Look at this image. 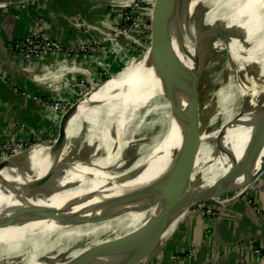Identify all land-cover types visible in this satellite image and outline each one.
Listing matches in <instances>:
<instances>
[{"label": "bare ground", "instance_id": "obj_1", "mask_svg": "<svg viewBox=\"0 0 264 264\" xmlns=\"http://www.w3.org/2000/svg\"><path fill=\"white\" fill-rule=\"evenodd\" d=\"M205 5L209 12L217 15L222 37L231 46L229 48L224 41L228 63L233 67L235 82L240 90L237 102L245 98L250 101V111H246V108L237 113L231 123V140L240 139L245 146L244 150L235 155L205 153L201 144L202 137L192 134L195 122L191 119L182 134L171 129L181 87L172 83L170 76L158 69L159 62L163 60V66L169 69V65L173 70H177V64L182 68L181 60L192 66V62L184 60L178 50L177 18L168 39L155 54L152 53L141 64L136 58L126 70L111 76L108 82L98 86L85 98L73 116L72 123L74 130L90 124L87 127V148L68 150L62 144L58 146L69 152L81 153L88 158V165L92 162L93 168L86 169L73 157H59L63 167L81 184L82 189L94 192L101 198L130 199L139 184L145 181L150 170L149 160L157 150L161 155L155 160L160 162L156 168L158 176L155 184L171 185L127 208L130 213L138 212L148 216L141 225L124 220L123 226L129 227H123L109 238L106 233L107 236L99 243L88 246L84 237L81 236L79 241L82 226L88 224L87 218H94L99 211L91 210L75 200V192L68 191L57 180L46 154L36 157L37 163L14 179H9L0 188V246L3 247L2 256L8 259V264H70L71 259H75L77 264H140L152 257L173 233L191 202L181 201L161 218L151 233L141 237L144 225L168 200L184 187L196 186L202 179H211L208 182L210 184L228 171L241 170L254 164L258 166L264 159V5L259 8L257 0H202L195 29ZM223 9L226 15L222 13ZM210 25L203 26L198 32L189 52L190 57L198 60V51ZM195 29L193 36L197 32ZM165 37L166 33L160 39ZM158 53L162 56H158L156 62L155 55ZM183 81L185 83L181 75L180 82L183 84ZM155 96H165L166 107L175 105L167 136L164 140L159 137L148 146L145 143L138 145L133 150L135 153L127 157L123 146L127 141H123L120 127L129 123L130 113H137L143 108L148 97L154 100L157 98ZM79 120L85 125L78 124ZM99 122L104 130L92 129ZM99 136L110 138L111 141L97 142ZM188 141L194 144L189 150L186 145ZM214 151L218 150L214 147ZM192 152L196 158L188 164L187 157ZM205 171L207 174L203 175ZM88 252L94 254L91 259L77 262L80 255ZM142 255L145 258L143 260ZM101 256L102 261L99 260Z\"/></svg>", "mask_w": 264, "mask_h": 264}, {"label": "rangeland", "instance_id": "obj_2", "mask_svg": "<svg viewBox=\"0 0 264 264\" xmlns=\"http://www.w3.org/2000/svg\"><path fill=\"white\" fill-rule=\"evenodd\" d=\"M125 1H122L124 2V6H122L121 8V12L123 13V20H122L123 23L121 24V26L112 25V23H110L108 24L110 27L106 26L105 28L106 30H93L92 26L89 25L87 21V30H79L82 32H87V43L84 40L82 42V45L79 47V49L71 52L70 56L77 57L79 55L86 54L87 68H85V70H87V76H89L88 68H91V66L97 67L96 68L97 70L95 69V71L98 72L97 73L98 75H96V77L98 78L96 81L98 82L94 80L92 81L91 76H89V79L87 80H89L88 82L90 84H87V82L85 81L82 82L81 84L80 83L77 84L76 88H78L77 91L80 92L79 95H81V97L78 100L74 101L73 103L69 102L70 104L68 105L65 104V102H61L64 101V98L63 96H61V91H59L60 87L58 89L59 92L58 95L60 96H58L57 100H54L53 98L50 102H47L43 99V102L45 104H48L49 107L51 106L50 108L51 110H55V107H57L58 108L56 109L57 112H63V113H59L60 120L64 118L66 113L70 111V109L73 107L74 104H78L76 110L77 112L80 106L82 105L83 101L89 94L94 92L98 88V86L108 82V79H110L111 76L114 77L123 70H126L127 66L131 62H133L136 58L139 60V64H141L143 61L146 60L148 56H150L156 50L161 48L164 42L168 39V35L171 32V28L174 25L176 19L178 18L179 15L178 11L181 8L183 0H180L179 6L175 9L176 14H173V16L167 19L169 23L168 26L170 28L166 32V37L158 40H151L152 24L150 23L153 18L152 8H155V4L157 0H128L126 2ZM122 4L123 3H121V5ZM263 5H264L263 0H257V6L259 8L263 7ZM203 11L197 22V27L195 29L197 30L196 35L193 36V40H195L196 36L199 34L198 32H200L206 25L211 24L208 29L209 31L205 33L206 39L204 40L203 37L200 49L198 51L199 75H198L197 102H196V112L198 114L197 116L198 119L196 123H198V131H200L198 135L202 137L201 144L203 145V151L205 153L208 152L209 154L210 152H213L214 154L227 153L229 155H235L243 151L245 146L242 143V141L238 138H236L234 141L231 140L232 118H235L236 115H238L237 113L246 110V108L248 109L246 111H250L249 110L251 107L249 104L250 101L249 98H245L242 101L240 100L239 102H237L239 100L238 96L240 90H238V87L235 82L236 76L233 75L232 72L233 67L228 63V58H227L228 54L226 55L225 53L227 48L225 47L224 41L226 44L227 41L222 37L221 26L220 24H218L217 15L209 12L206 8V5L204 6ZM225 11L226 10L223 9L222 13H224ZM197 17H196V21H197ZM205 19H207L208 21H206ZM78 21L80 20L78 19ZM199 23L201 24V26L199 25ZM89 32H93L97 34L98 37L92 39L91 36H88ZM96 32H98L99 34ZM50 39L58 43L56 40L52 39L51 37ZM227 45L229 48L231 47L229 44ZM10 51L17 53L21 56V54L19 53L20 51H13V50ZM63 52L64 51H61L60 55ZM108 53L110 54L113 53L115 55L113 56V58L111 55L110 58L111 61L115 58L116 60L118 59L116 62H114V64L109 61L107 64V59H106L107 57L105 58V56ZM91 56H93L92 57L93 60L95 59L94 64L92 63V61L89 60V57ZM24 57H26V59ZM24 57L22 58L25 60H30V59L35 60L37 58L36 56H25V55ZM48 57L53 58V56H47L43 58H48ZM101 60L104 61L102 62ZM240 77L239 79H241ZM19 94H21L22 96H26L25 92H19ZM149 99L150 98L148 97L147 102L145 103L143 108L137 111V113L133 111L128 115L129 117L128 120L129 119L130 120L129 123H126L127 125L124 124L125 125L124 127L123 125L122 127H120V130L122 129L120 134H123L122 139L123 141H127L123 143L124 144L123 146L125 147L124 153L125 155H127V157L131 156L132 153H135L133 152V150L134 148L136 149L138 145L145 143V146H148L154 143V141L159 137L162 138V140H164L165 137L167 136L168 133L167 128L169 126L173 114V110L170 108L171 106L169 107L165 106L164 103L167 101V98L165 96H158L154 100L152 99L153 101ZM66 106L67 108L61 111V109H63ZM75 113L73 114V116L75 115ZM73 116L69 119L63 134H58L59 128H56L54 124L52 127L48 126L47 124L45 125V128L43 130L42 129L40 131L32 130L31 133L28 132V130H26L27 132L23 131V133L22 130L16 132L10 129L9 133H7L8 130L4 131V133H6L5 135L7 136H0V160H4V158L1 157L5 156L3 155L5 152H7L6 156L9 157L10 155L14 154L13 151L19 149V147L23 148L37 143H41L42 145L55 144L57 147L62 144L65 147V149L68 150H77V149L82 150L83 148H87V136H88L87 127L90 126V124H87V127H82L79 130L76 129L74 130L73 129L74 123H72ZM110 116L112 117L113 115ZM78 124L85 125V123L83 124L82 121L80 120ZM98 124L96 125V127H93L92 129L103 131L104 127L102 123L99 122ZM195 125H194V130H196ZM49 127L51 128L49 129ZM45 130H47L48 132H45ZM44 133L45 134L48 133L47 136L44 135ZM102 141L110 142L111 140L110 138H106V137L102 138L101 136H99L97 142H102ZM214 147L218 151L215 152ZM68 150L66 155H68L69 157H73L76 160H78L79 158L88 160V158L83 157L81 153L78 154L71 151L69 152ZM42 155H35V156L40 157ZM206 174L207 172L205 171V174L203 175ZM18 175H15L11 179H14ZM249 181L250 180L245 181V179H239L235 185H231L228 188L233 189L235 187H243V185H245L246 183L248 184ZM236 193L237 191L232 190L228 194H223L220 195L219 197H216V200H219V202H221L222 205L216 203L213 200H210V198H203V197L198 201L192 203L190 202L188 208L184 210V214L182 213V211L180 212L181 215L183 214L184 218L181 219V221L176 226L173 233L158 249V251L156 252L157 254L155 253L152 257L144 260L140 264H156L153 263L155 259L157 260L158 263L160 262V259L163 258L164 255L166 254V250L164 248L168 247L169 243L172 241L176 232H179V230L186 224V221L190 217V216L188 217V214L189 215L193 214V216L201 215L203 217H206V211L211 210L208 209V207L206 206L211 205L210 203H213L218 205L220 208H222L221 206L225 204L224 196L227 195L226 198H235ZM147 217L148 216L146 215H140V213L138 212L130 213L128 212L127 208L124 209V211L121 210L111 213L99 211L97 212L94 218H87L88 224L82 226V230H81L82 232L80 234L79 241H81V236H82L87 241L88 246L89 245L93 246V244H97L101 240H103L107 236L106 233L109 235L107 238H109L113 236L115 232L124 229L123 227H129V225L123 226L122 223L124 220H127L128 223H133V224L136 223V225H141L144 222V220L147 219ZM2 248L3 247L0 246V264H8L7 263L8 259L2 256V252H1L3 251ZM174 252L176 251L174 250L172 253ZM190 252H188L185 256L189 257ZM261 256L263 258L261 259V261H264V252H262ZM173 257L175 256H172V258ZM143 258L144 255H142V260ZM152 259H153L152 263H149V261H151ZM99 260L102 261V256L100 257ZM99 260L98 263H101ZM259 262L260 260L258 261V264H260ZM70 264H77L76 260L71 259ZM262 264H264V262Z\"/></svg>", "mask_w": 264, "mask_h": 264}, {"label": "crops", "instance_id": "obj_3", "mask_svg": "<svg viewBox=\"0 0 264 264\" xmlns=\"http://www.w3.org/2000/svg\"><path fill=\"white\" fill-rule=\"evenodd\" d=\"M122 1L125 0H0V136H7L4 131L9 133L10 129L31 133L43 130L47 124L59 128V112L51 110L43 99L57 100L60 87L61 96L73 103L81 97L77 84H90L89 76L92 81L98 79L94 66L88 68L87 76L86 54L71 57L67 52L78 50L84 40L87 43V32L79 31L87 30V21L93 30H106L108 24L118 21ZM78 19L83 25L77 24ZM39 32L56 40L64 52L56 59L25 60L7 46ZM88 36L98 37L93 32ZM111 55L115 56L108 53L105 58L114 64L118 59L111 61ZM92 57L89 60L94 64ZM252 182L251 179L243 187L230 189L237 191L238 198L225 195V204L216 218L190 216L164 248L166 254L160 262L153 261L155 255L149 263L255 264L252 249L264 252V222L255 211L256 207L264 211V172ZM188 252L190 256L186 257Z\"/></svg>", "mask_w": 264, "mask_h": 264}, {"label": "water", "instance_id": "obj_4", "mask_svg": "<svg viewBox=\"0 0 264 264\" xmlns=\"http://www.w3.org/2000/svg\"><path fill=\"white\" fill-rule=\"evenodd\" d=\"M179 3L180 0L156 1L155 8H153V18L151 21V40L160 39L169 30L170 27L168 26L169 23L167 19L173 16V14H176L175 9L179 6ZM201 9L202 0H183L181 8L178 11V50L184 60H190L192 62L191 68L183 60H181L182 68L179 64H177V70H173V67L169 65V69H166V66H163V60L159 62L160 65L158 66V69H161L166 76H170V81L172 83H177L181 87V91L178 96V105L175 112L176 114L172 122L173 125L171 129L174 128V130L177 131L178 134H182L183 130H185L187 124L189 123V120L191 119L196 124V130H194V132L192 133L193 135L196 134L195 136H197L200 132L198 131V123H196L198 119V114L196 112V102L199 73L198 60H196L195 57H190L189 52L193 48V34L196 24L195 21ZM158 54L155 55V58L157 59L156 62H158V58L162 56V54ZM171 65L173 66V64ZM181 75L183 79H185L184 85L180 82ZM77 107L78 104H74L70 111H68L64 118H62V120L60 121L58 134H63L69 119L76 112ZM171 109L174 113L175 105L172 104ZM171 129L169 131H171ZM186 145L188 147V150L190 149V147L192 148L194 146L193 142L190 143V141L186 142ZM43 153H46V155L48 156L53 173L56 176L57 180L62 183V186L64 185L65 189H67L68 191L75 192V200L81 204H85L91 210L110 213L121 211L143 202L150 196L171 185V183L168 185L155 184L158 176V170L156 171V168L160 163L159 161L158 163L155 162V160H157L161 155L160 151L157 150L154 154H152L149 160L148 166H150V170L148 171L147 176L144 179L145 181L139 184L130 199L109 200L101 198L94 192L92 193L88 192L86 189H82L81 184L77 182L73 178L71 173L63 167L61 161L59 160V157L60 155H66L67 150L59 148L55 144L42 145L41 143H37L28 146L10 155L7 158H4V160H0V188L5 185V183L9 179L25 171L34 163H37L35 157L38 156L35 155H42ZM183 156L185 157V154ZM195 158L196 155L193 152L190 153L187 157L188 164L193 163ZM78 162L82 163L86 169L87 167L93 168V166H91L92 162L90 161V165H88L89 161L87 159L79 158ZM153 165H155V169H153ZM263 172L264 159L258 166L254 164L241 170L228 171L227 173L214 179L210 184H208V182L211 179H202L194 187L186 189L184 187L181 192H179L172 199L168 200L166 204L150 220H148V222L142 228L140 236L144 237L151 233L152 229L161 220V218L173 208H175L181 201L195 202L203 197L210 198V200L221 204L219 200H216V197H219L223 194H228L230 191H232L228 187H230L231 185H235L239 179H245V181L252 179L254 182V180H256ZM246 190L247 189H245V191ZM243 193H241V195ZM236 198H238V196H236ZM189 216H193V214H188V217ZM96 251L97 250H95V252ZM93 255L94 254L89 252L84 255H80L77 259V262H86L87 260L91 259Z\"/></svg>", "mask_w": 264, "mask_h": 264}, {"label": "built area", "instance_id": "obj_5", "mask_svg": "<svg viewBox=\"0 0 264 264\" xmlns=\"http://www.w3.org/2000/svg\"><path fill=\"white\" fill-rule=\"evenodd\" d=\"M152 10H153V8H152ZM123 11H124V9H123ZM122 20H123V13L121 12V16L119 17L118 21H113L112 25L121 26V24L123 23ZM77 24L83 25L80 22H78ZM86 27H87V25H86ZM107 27H110V26L107 25ZM7 46L10 50L20 51L19 53L21 54V57H24V55H25V56H36L37 58H43V57H47V56H53V58H56L58 55H60V52L63 51L62 46L59 43L54 42L53 40L50 39L49 36H47L46 34H43L41 32H39V34H33L30 36H27L26 38L13 40V41L9 42ZM118 48H120V47H118ZM114 50H116V49H114ZM70 53L71 52L68 51L67 55H69ZM24 58L26 59V57H24ZM101 61L103 62L104 60H101ZM61 102H65V104H67V105L70 104L65 99H64V101H61ZM65 108H67V106L64 107L63 109H61V111L65 110ZM56 109H58V108L55 107L54 111H56ZM59 113H63V112H59ZM24 148H26V147H23V148L19 147V149L14 150L13 153H16V152H18ZM6 153L7 152H5L3 154L5 156H3L1 158H7ZM210 204L211 205L206 206V207H208V209H211V210L206 211V217L213 219V218H216L217 216H219L221 214L222 208H220L216 204H213V203H210ZM201 205H200V207H201ZM255 211L257 212V215L260 217L262 222H264V211L258 207H256ZM252 253H253L252 256L254 258H256L255 264H258L257 261H259V260H260V262H259L260 264H262L264 262V261H261V259H263V258L261 256L262 252H261L260 248L254 247L252 249Z\"/></svg>", "mask_w": 264, "mask_h": 264}]
</instances>
